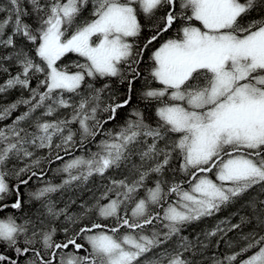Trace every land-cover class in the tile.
Wrapping results in <instances>:
<instances>
[{
	"label": "snow or ice",
	"instance_id": "snow-or-ice-1",
	"mask_svg": "<svg viewBox=\"0 0 264 264\" xmlns=\"http://www.w3.org/2000/svg\"><path fill=\"white\" fill-rule=\"evenodd\" d=\"M0 76V264H264V0H3Z\"/></svg>",
	"mask_w": 264,
	"mask_h": 264
},
{
	"label": "trees",
	"instance_id": "trees-1",
	"mask_svg": "<svg viewBox=\"0 0 264 264\" xmlns=\"http://www.w3.org/2000/svg\"><path fill=\"white\" fill-rule=\"evenodd\" d=\"M0 2H3V1L0 0ZM251 18H259V14L256 13V12H253V13L251 14ZM166 35H167V34H166ZM3 79H4V77H3V76H0V80H3ZM35 84H36V81L33 80V86H35ZM137 86L139 87V84H138ZM25 94L27 95V93H25ZM18 96H19V92H17V91H13V92H11V93L7 96V100L4 101V102H5V103H8V102L14 101L15 98L18 97ZM134 103H135V97H134ZM141 107H143V105H141ZM19 110H24V108H20ZM125 111H127V110H125ZM16 115H17L16 112H14V113L12 114V116H11L8 120L13 119ZM123 115H124V113H121V117H119V119H123ZM148 115L153 116V118H154V109L149 110ZM5 124H6V120H5V121H0V127H3ZM111 126H112V125H106V127H111ZM76 155H80V153L77 152ZM67 158H68V157H65V159H67ZM59 163H60V162L57 161L56 164H53V165H52V169H55V167H56ZM45 171L47 172V176L44 177V179H53V177H54V172H53L52 170H49L48 168H45ZM55 182H58V179H57ZM98 183H99L98 180H94V181L90 182V184H89L88 187H90V188H92L93 190H95V186H96ZM38 186H41V181L36 180V179L34 178L33 181L30 182V186H28V187H22V188H21V193L25 196V200H27V195H26V194H27L29 191H34ZM28 188H30L31 190H29ZM98 194H99V193H97V195H98ZM91 196H92V192H90V191H83V192H80V191H76V192H68V193H66V194L63 196V198L61 199L60 206L62 207V206H63V203L66 202V201L69 199V197L74 198V199L77 198V197H79L77 204H73V205H71V207H70V209H69V212H70V213H77V214H78V212H79V204L82 203V202L85 201V200H88L89 202H91V200H90ZM54 198H59V194H57ZM38 207H39V204H38V203H34V204L31 205V208H32V209H36V208H38ZM238 208H239V205H236L234 208H230V213H229V214H231L233 211H236V209H238ZM5 211H6V212H12V211H14V210H12V209H6ZM25 211H28V209L26 208ZM247 212H248L247 209H242V210L240 211V214H241V215H244V214H246ZM219 214H220V213H219ZM3 215H4V212H0V216H3ZM218 216H219V215H218ZM218 216L215 217V218H209V219L203 220V221H201L198 225H193L192 228H189V229H188V232H186L185 234L187 235L189 232H191V233H192V236H194V235H195V232L193 233V230H192L193 228H195V230L198 232V231H200L201 229H204V228H211V227H213L214 224H215V222H216V219L218 218ZM236 217H237L238 219H237ZM236 217H233V218H232V222H233V223H237V222L239 221V216H236ZM55 223H56V226L59 227L60 222H55ZM251 228H252V225L246 226V227L243 228V231H244L245 233H246V232H249V231L251 230ZM190 230H191V231H190ZM238 232H239V230H237L236 232H230V233H228V236L225 237V240L231 238L233 241H237V240H238ZM262 234H264V233H262ZM56 239H57V240H61V239H63V233H58ZM236 248H237V247H236ZM236 248H235V249H232V250H229V249L226 247L224 241H221V242H220V247H219V248H211V249L206 253V255L211 256L213 253H215L216 255H220V256H222L225 252L236 250ZM2 251H4V248H3V247H0V252H2ZM7 254L11 255L12 253H11V252H8ZM250 254H251V253H250ZM250 254H249V255H250ZM205 264H208V262L205 261Z\"/></svg>",
	"mask_w": 264,
	"mask_h": 264
},
{
	"label": "bare ground",
	"instance_id": "bare-ground-1",
	"mask_svg": "<svg viewBox=\"0 0 264 264\" xmlns=\"http://www.w3.org/2000/svg\"><path fill=\"white\" fill-rule=\"evenodd\" d=\"M3 1V0H2ZM167 35H171V33H168ZM98 86H100V85H98ZM26 95V94H25ZM15 99H17V97L15 98ZM22 111H24V110H17L16 111V114L17 115H19ZM16 115V116H17ZM15 116V117H16ZM15 117L13 118V119H11V120H6V124H9V123H11L12 122V120H14L15 119ZM29 190H31L30 188H28ZM245 199H247V197H245ZM230 209H228V210H226V211H222L220 214H218L217 216L219 217L218 219H223V218H225V217H227V216H229L230 214ZM237 218V217H236ZM238 219V218H237ZM191 231V230H190ZM194 233V232H193ZM239 249V245L237 246V248H236V250H238ZM250 254V253H249Z\"/></svg>",
	"mask_w": 264,
	"mask_h": 264
},
{
	"label": "rangeland",
	"instance_id": "rangeland-1",
	"mask_svg": "<svg viewBox=\"0 0 264 264\" xmlns=\"http://www.w3.org/2000/svg\"><path fill=\"white\" fill-rule=\"evenodd\" d=\"M218 218H219V217H218ZM218 218L216 219V221L219 220Z\"/></svg>",
	"mask_w": 264,
	"mask_h": 264
}]
</instances>
